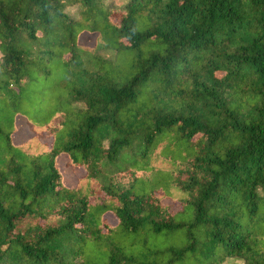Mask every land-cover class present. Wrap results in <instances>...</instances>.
Instances as JSON below:
<instances>
[{
    "label": "trees",
    "instance_id": "1",
    "mask_svg": "<svg viewBox=\"0 0 264 264\" xmlns=\"http://www.w3.org/2000/svg\"><path fill=\"white\" fill-rule=\"evenodd\" d=\"M0 54V264H264V0H0Z\"/></svg>",
    "mask_w": 264,
    "mask_h": 264
},
{
    "label": "rangeland",
    "instance_id": "2",
    "mask_svg": "<svg viewBox=\"0 0 264 264\" xmlns=\"http://www.w3.org/2000/svg\"><path fill=\"white\" fill-rule=\"evenodd\" d=\"M106 1L109 4L114 5L116 3H119L121 0H106ZM66 11L69 13L71 17L74 18L79 17V7L76 5L67 7ZM94 42H95V35L84 34L83 37L81 38V43L89 47H92L94 45ZM103 54L106 56L114 55L112 52H103ZM41 113L43 114V116L45 115L44 111H42ZM17 123L19 130L21 132L17 133V135L15 136V140L17 143H21L25 141L27 138H29L32 132L23 118H18ZM170 143H171L170 141H166L164 145H160L159 152L163 151V154L165 156H169V152L173 153V148L175 145ZM179 151L180 150L178 146H175V153ZM150 162L152 163L150 159H147L146 162L142 161L136 165V169L134 171L140 176L138 179L139 184L143 185L148 191H152L156 189L164 192L165 195L171 197L172 193H174L173 192L174 188L172 186L173 184L172 171H171L172 168L164 170L161 168L154 167L153 164L151 166ZM58 166L60 167L62 173L66 176V181L68 182V184L72 186H75L78 182V177L84 174L83 169L72 168L71 166L67 165L66 156H62L58 160ZM165 203H170V201H165ZM177 207L178 205L177 206L175 205L173 208L177 210ZM108 218H110L112 222H115V218L113 216L109 215ZM128 241L129 242L136 241L138 247L141 245V248L146 247L148 249L150 246L155 247L153 245L156 243L158 247L167 249L173 240L170 239L168 236H165V233H161L159 235L153 234L149 239H147V236L144 232L137 237L134 236L130 237ZM226 264H244V263L241 259L229 258L226 261Z\"/></svg>",
    "mask_w": 264,
    "mask_h": 264
}]
</instances>
